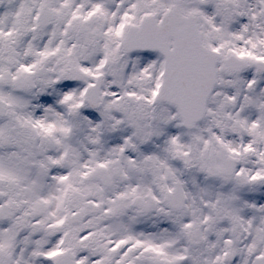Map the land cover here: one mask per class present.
<instances>
[{
  "label": "snow or ice",
  "instance_id": "snow-or-ice-1",
  "mask_svg": "<svg viewBox=\"0 0 264 264\" xmlns=\"http://www.w3.org/2000/svg\"><path fill=\"white\" fill-rule=\"evenodd\" d=\"M0 264H264V0H0Z\"/></svg>",
  "mask_w": 264,
  "mask_h": 264
}]
</instances>
